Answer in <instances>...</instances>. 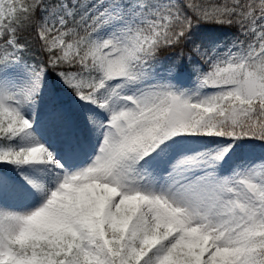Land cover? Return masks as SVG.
<instances>
[{
    "label": "snow or ice",
    "instance_id": "obj_1",
    "mask_svg": "<svg viewBox=\"0 0 264 264\" xmlns=\"http://www.w3.org/2000/svg\"><path fill=\"white\" fill-rule=\"evenodd\" d=\"M253 142L264 0H0V264H264Z\"/></svg>",
    "mask_w": 264,
    "mask_h": 264
},
{
    "label": "trees",
    "instance_id": "obj_2",
    "mask_svg": "<svg viewBox=\"0 0 264 264\" xmlns=\"http://www.w3.org/2000/svg\"><path fill=\"white\" fill-rule=\"evenodd\" d=\"M24 38L30 39V37L27 33L24 35ZM29 49H30L29 52L25 54L26 58H29L30 60H33V61L38 60L40 57V53L38 52L35 44L34 43L30 44Z\"/></svg>",
    "mask_w": 264,
    "mask_h": 264
},
{
    "label": "rangeland",
    "instance_id": "obj_3",
    "mask_svg": "<svg viewBox=\"0 0 264 264\" xmlns=\"http://www.w3.org/2000/svg\"><path fill=\"white\" fill-rule=\"evenodd\" d=\"M250 147L252 148L254 155H261V153H264V147H261L258 143L253 142Z\"/></svg>",
    "mask_w": 264,
    "mask_h": 264
}]
</instances>
